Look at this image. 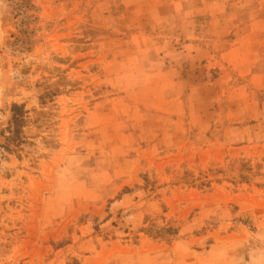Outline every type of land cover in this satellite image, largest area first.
Wrapping results in <instances>:
<instances>
[{"label": "rangeland", "instance_id": "obj_1", "mask_svg": "<svg viewBox=\"0 0 264 264\" xmlns=\"http://www.w3.org/2000/svg\"><path fill=\"white\" fill-rule=\"evenodd\" d=\"M0 264H264V0H0Z\"/></svg>", "mask_w": 264, "mask_h": 264}, {"label": "trees", "instance_id": "obj_2", "mask_svg": "<svg viewBox=\"0 0 264 264\" xmlns=\"http://www.w3.org/2000/svg\"><path fill=\"white\" fill-rule=\"evenodd\" d=\"M11 113H12L11 126L13 130V134L16 135L18 134L17 130L19 128L22 116L24 114V108L22 106L13 105L11 107Z\"/></svg>", "mask_w": 264, "mask_h": 264}, {"label": "crops", "instance_id": "obj_3", "mask_svg": "<svg viewBox=\"0 0 264 264\" xmlns=\"http://www.w3.org/2000/svg\"><path fill=\"white\" fill-rule=\"evenodd\" d=\"M192 52H196V53L197 52L198 53H208V56H207V59L209 58L208 63L211 62V61L216 62V60H218V59L221 61V55H212V56H210L208 50L207 49H204L203 46L200 47V46L197 45L196 47H193L192 48ZM194 56H196V55H194ZM194 56H193V59H195ZM219 71L220 72H219V75H218L217 79L215 80V83L221 82V66L219 67Z\"/></svg>", "mask_w": 264, "mask_h": 264}]
</instances>
